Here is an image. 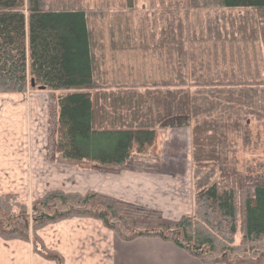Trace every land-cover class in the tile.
Returning a JSON list of instances; mask_svg holds the SVG:
<instances>
[{
  "label": "trees",
  "instance_id": "16d2710c",
  "mask_svg": "<svg viewBox=\"0 0 264 264\" xmlns=\"http://www.w3.org/2000/svg\"><path fill=\"white\" fill-rule=\"evenodd\" d=\"M192 4L257 9L254 31L261 39L264 58V0H192ZM209 26L214 27L209 28L210 38L219 42L226 38L221 26ZM243 29L244 25L236 28ZM178 31L173 41H162L158 47H175L182 57L184 37ZM124 42H113V47H134L132 41ZM95 63L85 8L44 9L40 0H0V92H24L29 78L58 92L56 150L69 160L123 166L135 148L143 152L155 141V129L190 126L198 187L195 212L174 222H128L113 203L98 202L95 191L49 189L31 204L20 202L19 193L13 192L0 195V236L31 240L35 250L64 264L63 256L46 246L39 230L89 216L102 220L124 240L159 237L204 264L264 263V182L240 178L224 167L226 133L208 115L211 108L225 107L227 102L249 113L258 109L263 117L264 76L197 79V89L192 91L180 66L175 76L178 82L101 84ZM220 93L225 94L221 103H206L208 97ZM241 214L243 227H237ZM239 229L242 237L235 243Z\"/></svg>",
  "mask_w": 264,
  "mask_h": 264
},
{
  "label": "rangeland",
  "instance_id": "374dc122",
  "mask_svg": "<svg viewBox=\"0 0 264 264\" xmlns=\"http://www.w3.org/2000/svg\"><path fill=\"white\" fill-rule=\"evenodd\" d=\"M61 1L80 4L87 10L93 51L97 53L96 77L101 84H152L163 80L178 82L175 80L178 66L183 71L192 91L197 89L195 84L197 79L205 78L207 81L208 79H229V77L250 78L259 74L264 76L263 47L261 39L257 38L258 32L254 31L258 26L257 17L259 16L255 8L197 7L193 6L192 0H40V3L44 9L47 6L63 9L65 7L62 6ZM67 8L73 9L76 5H69ZM210 24L221 26L226 38L221 42L210 38L209 28L214 30L213 26H209ZM241 25L245 26V30L240 32L236 28ZM179 29L184 37V52H180L182 57H179V50L175 47L168 45L158 47L162 41H173V34L181 33ZM243 33L248 36L247 39L243 38ZM108 41H116L118 45H122L124 41H132L134 47L115 48ZM140 44H146V46L140 48ZM113 50L116 52L113 53ZM101 69L105 70L104 75ZM31 80V78L28 79V86L24 92L32 90ZM33 89L38 91L37 87ZM52 91L55 93L54 101L57 103L58 92ZM221 95L208 97L206 103L208 105L212 102L221 103L225 94ZM33 105L41 108L43 115L46 114L38 121L31 119L30 127L32 135L34 133L38 140L40 127H43L46 136L45 139H41V147H39L40 144L37 146L36 139H32L31 136V145L34 149L38 148L37 154L33 152L34 168L47 169L48 174L42 180L43 183L48 184L47 190L57 187L64 191H95L87 190L93 187L84 186L86 182L94 184L95 168L92 163L68 161L57 153L58 123L55 127V124L53 126L51 122L52 113L55 114L57 106L50 104L51 106L44 111L39 99ZM224 105L225 107L215 106L208 112V115L212 114L217 119L226 133V139L222 145L224 167L235 172L240 178L264 182V116L259 114L258 109L249 113L246 108L242 110L237 106L231 107L227 102H224ZM247 117L249 118L244 124ZM180 128L177 141L173 136H169L170 126L157 128L156 131L162 130L163 135L159 133L154 143L147 146L143 153H136L135 148L133 153L136 154L127 167L150 172L146 175L152 177L157 176L154 174L159 171L157 167L177 166L173 173L160 174V177L164 179L165 194L179 195L181 201L187 200L195 204L198 187L194 176L192 131L190 126ZM167 136L170 138L166 140ZM73 181H77L78 186ZM40 184L38 179L34 187L30 188V192H18V200L31 204L33 199L46 190H39L46 187L38 188ZM189 193L190 197L187 196ZM100 196L96 192L95 199L98 202H111ZM177 206L178 204L175 208H178ZM116 207L118 209L117 205ZM192 210L195 212L193 207ZM193 211L190 214H193ZM185 212L182 211V216L189 214ZM120 213L128 222H143L136 220L137 216L127 213L122 208ZM148 223H157V221L152 220ZM78 225L81 226L80 223ZM98 227L99 225H94V228ZM237 227H243L242 214L239 216ZM60 228L59 225L58 229ZM242 233L243 231L239 229L235 243L240 242Z\"/></svg>",
  "mask_w": 264,
  "mask_h": 264
},
{
  "label": "crops",
  "instance_id": "0c3cea01",
  "mask_svg": "<svg viewBox=\"0 0 264 264\" xmlns=\"http://www.w3.org/2000/svg\"><path fill=\"white\" fill-rule=\"evenodd\" d=\"M61 2L65 8L69 5H76V8L83 7L80 4ZM46 8L56 9L49 6ZM108 42L112 46L116 41ZM98 43L101 42L98 41ZM115 52L116 50H113V53ZM92 53L95 58L97 53L93 51V43ZM101 70L104 75L105 70ZM34 87L38 88L37 92L33 89ZM31 89L24 93H0V194L30 192V188L34 187L38 179L41 182L38 188L46 186L39 190L48 188V184L42 181L48 174L47 169L34 168L33 152L37 154L38 148L34 149L31 145V136L32 139H36L37 146L40 144L39 147H41V139H45L46 136L43 127H40L38 140L34 133L32 135L30 123L31 119L38 121L46 115L42 114L41 108L33 105L39 99L44 111L51 106L50 104L57 106L51 118L52 125L55 124L56 127L58 105L54 101L55 93L51 89L39 86H32ZM180 127H171L169 136H173L175 141L179 138L177 135L180 133ZM155 133L157 137L159 133L162 134V130L155 129ZM169 136L166 140L170 138ZM143 152L136 150V153ZM136 153H132L129 162ZM65 160L92 163L95 168L94 184L86 182L85 187H93L87 190H95L103 199L114 202V205L116 203L120 211L122 208L127 213L137 216L136 220L147 223L152 220L157 223L174 222L181 218L182 211L190 214L193 211L192 207L195 210L194 202L181 201L179 195L165 194L164 179L160 177V174L173 173V170L177 168L175 165L157 167L159 171L154 173L157 176L150 177L146 175L150 172L127 167L129 162L119 166L101 165L89 160ZM73 182L78 186L77 181ZM59 188L63 187L59 186ZM187 196L190 197V193ZM176 204L178 208H175ZM96 224L99 225L98 228H94ZM59 225L60 229H58ZM39 233L48 248L63 256L64 264H204L189 251L159 237L124 240L102 220L91 217H73L48 224L40 229ZM0 264L58 263L35 250L31 240L6 239L0 236Z\"/></svg>",
  "mask_w": 264,
  "mask_h": 264
},
{
  "label": "water",
  "instance_id": "95a60500",
  "mask_svg": "<svg viewBox=\"0 0 264 264\" xmlns=\"http://www.w3.org/2000/svg\"><path fill=\"white\" fill-rule=\"evenodd\" d=\"M31 85H32V86H36V83H35V80H34V79L31 80ZM39 87H40V88H46L45 85H42V86H39Z\"/></svg>",
  "mask_w": 264,
  "mask_h": 264
}]
</instances>
